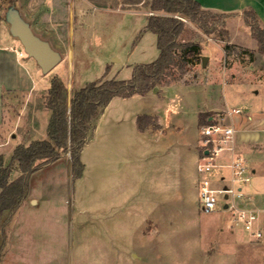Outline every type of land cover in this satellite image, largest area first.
<instances>
[{
  "label": "crops",
  "instance_id": "obj_1",
  "mask_svg": "<svg viewBox=\"0 0 264 264\" xmlns=\"http://www.w3.org/2000/svg\"><path fill=\"white\" fill-rule=\"evenodd\" d=\"M197 1L206 11L227 15L253 12L264 22V0ZM15 6L40 38L51 46H66L71 62L74 60L77 36L83 42L91 37L84 17L93 16L96 10L135 15L142 19L140 36L151 33L145 31L148 18L144 16L147 13L141 10L97 8L88 0H16ZM9 29L10 25L6 16H2L0 5V155H4L1 148L13 144V141H7L6 135L1 134L9 112L6 109L8 100L24 98L26 103L15 122L21 134L13 139L12 153L20 145L28 146L34 141L46 140L52 117L44 104L49 88L39 83L40 67L37 64L33 66L25 58L24 51L18 45H21L20 41L9 33ZM56 31L58 34L52 35L50 39L41 35ZM56 51L60 52L58 49ZM212 52L210 50L203 55L209 58L208 68ZM159 54L158 50L155 56L158 58ZM105 68L107 72L114 69L110 65ZM117 75L112 79L117 80ZM209 75L211 83L207 87L214 89L221 85L220 79L215 80L213 73L209 72ZM105 78L99 80H112ZM129 78L126 77V80ZM79 84L84 87L88 83L81 79ZM186 86L158 87L160 94L147 92L130 98H115L105 109L92 139L97 183L93 210L86 211L78 207V213L75 214L72 201L69 210V198L65 190L76 181L73 179L70 159H61L32 175L29 195L22 207L13 216L8 213L2 216L1 222L5 224L2 230L4 234L0 231V264H120L123 259L122 256L120 259V255L130 253L131 258H135V237L141 236L140 231L146 222H155L152 233L148 231L147 234L161 238L166 236L170 227L167 221L183 220L182 209L170 213L166 210L167 206L172 205L182 208L196 193L200 195L203 178L198 172L203 157L200 116L225 110L219 107V102L206 100H199L197 108L192 110L183 94L170 98L168 102L166 98L173 89ZM69 94L68 104L72 91ZM145 115L155 118L158 126L156 130L151 127L143 131L139 129L138 118ZM191 120L195 121L191 124ZM234 124L238 152L247 157L251 168L254 165L252 170L257 174V157L264 153V113L255 117L235 118ZM191 127L197 133L191 134ZM13 138H16L14 134ZM230 157V151L226 150L220 162L227 163ZM84 166L83 176L78 181L85 176ZM16 174L12 180L21 175L20 171ZM229 177L230 173H218L212 179L213 185L221 187ZM221 178H225V182ZM245 192L252 199L250 204L260 210L257 226L264 227V199L261 192ZM192 217L197 221L194 228H200L202 219L198 215L192 214ZM204 219L218 220L221 223L220 230L229 231L236 238L234 225L226 222V218ZM74 228L78 230L76 241ZM260 242H263V253L264 238Z\"/></svg>",
  "mask_w": 264,
  "mask_h": 264
},
{
  "label": "rangeland",
  "instance_id": "obj_2",
  "mask_svg": "<svg viewBox=\"0 0 264 264\" xmlns=\"http://www.w3.org/2000/svg\"><path fill=\"white\" fill-rule=\"evenodd\" d=\"M88 1L94 5L92 0ZM97 1L105 5H110L112 2L116 4L115 2L118 1L121 3L118 9L141 10L147 13L144 15L147 18L152 13L146 6L148 0H142L139 5H124L122 3L125 0ZM0 5L2 16L5 18L11 1L0 0ZM94 6L98 8V6ZM106 8L110 9L109 6ZM215 14L217 15L214 18L209 19L207 28L202 26V22H194L190 18L176 16L185 24L182 35L179 37L180 44L194 43L199 45L202 56L208 54L210 50L214 52H212L209 68L208 65L203 68L202 60H196L188 66L186 75L182 79L172 80L168 77V79H163L158 87L166 89L171 85H188L180 89H173L171 95L166 98L168 102L170 98L179 94L186 96L192 110L197 108L199 100L219 102V107L225 110L210 113L212 120L236 126L234 124L235 118L255 117L256 115L260 116L262 112L264 113V45L258 43L252 30V27H259L264 30V22L260 21L253 12H244L242 15ZM84 19L88 26L87 32L91 37L83 42L77 36L72 62L66 46L52 45L60 51L62 62L49 74H44L40 69L39 83L42 87L50 88L52 79L59 77L66 82L69 94L72 90L82 88L79 84L81 79L91 83L100 81L99 79L103 77L112 79L116 74H118L117 80H126V77L131 79L134 67L137 64H149L157 58L155 56L158 52L156 36L152 33L144 36L141 34L140 36L141 18L132 14L99 9L95 11L93 16L88 15ZM33 31L37 35V31ZM9 33L7 34L8 37H10ZM57 34L56 31L53 33L45 32L41 35L46 39H50L52 35ZM59 34L61 36V32ZM251 42H256V44ZM18 45L24 51L23 47L20 44ZM25 58L33 66H37L34 59L26 54ZM106 65L113 66L117 70L113 69V71L107 72ZM172 72L177 77L181 75V70L177 68H174ZM209 72L215 75V80L220 79L221 85L214 89L207 87L211 83ZM168 82L169 84H167ZM151 92L153 91H149V93ZM159 92L160 90L157 93L160 94ZM25 104L24 98H13L6 102V109L9 112L6 115L4 131L1 134L6 135L7 141H13V144L15 141L13 139H17V136L21 134V129L15 127V122ZM160 108L164 109L163 106H160ZM236 109L241 110V113L232 115L228 113H232ZM194 121L191 120V124ZM150 122L152 124L149 127L156 130L158 126H156L157 121L155 118L152 117ZM202 126H199L201 141ZM190 133L195 134L197 132L191 127ZM13 134L16 138H13ZM13 144L1 148L4 155H0V162L5 163L6 166L11 163ZM85 149L82 158L86 165L85 176L81 181L76 180L73 185H69L70 187L65 190V195H68L69 198L67 202L69 210L72 201L75 214L78 213V207L86 211L93 210L95 207L97 183L95 179L93 141ZM202 150L201 152H203ZM68 156L66 159L69 160ZM257 161V174L253 175L251 183L248 188L245 187V190L253 194L259 191L264 199V153L257 157ZM252 168H254V165H252ZM18 172L19 170L16 169L13 175L16 176ZM223 172L228 173V175L230 173L227 169H215L208 175H200L213 181L212 179L216 174ZM223 202L221 197V205L213 214H204L201 211L200 195H197V193L196 196H192L188 204H183L182 208L178 205L167 206L166 211L168 213L179 212L182 209L181 211L184 213L183 220L178 222L167 221L170 227L166 236L161 238L150 236V233L147 234L148 231L152 233L155 222H146L140 231L141 236L135 237V258H131L130 253L124 254V256L120 255V259L121 256L123 257L120 264H264V252L262 253L261 249L263 242L257 241L242 223L237 222L238 220L235 219L232 212L223 211ZM192 214L194 216L198 215V218L202 219L199 222L200 228H194L197 221L192 217ZM213 217L226 218V222L232 223L236 231V238L231 236V232L220 230L221 223L218 220L205 221L204 219ZM77 231V228H74L75 241ZM234 240L242 245L239 246ZM158 244L161 245L160 248Z\"/></svg>",
  "mask_w": 264,
  "mask_h": 264
},
{
  "label": "trees",
  "instance_id": "obj_3",
  "mask_svg": "<svg viewBox=\"0 0 264 264\" xmlns=\"http://www.w3.org/2000/svg\"><path fill=\"white\" fill-rule=\"evenodd\" d=\"M10 1V7L14 6L16 0ZM92 2L100 8L109 6L116 9L121 5L118 1L116 4L111 1L110 5L98 3L97 0ZM140 3L142 0H125L122 4ZM146 6L151 12L156 13L148 17L145 26V31L157 37L160 54L155 61L137 64L129 80H100L72 90L70 113L66 82L59 77L52 79L44 99L45 107L52 113L48 138L34 141L28 146H18L8 166L0 162V231L5 224L1 222L2 216L5 213L13 216L28 198L30 178L36 172L70 154L74 180L82 178L85 169L81 160L82 152L92 141L97 123L113 99L130 98L153 91L168 77L172 80L182 79L189 65L196 60H202L199 45L179 43L185 24L176 16L202 22V26L207 28L209 19L217 14L204 10L197 0H148ZM252 30L258 43L263 46L264 30L259 27H252ZM174 68L181 70L180 76L177 77L172 72ZM210 117H212L210 114H202L200 125L210 124ZM151 120L150 116H140L139 129L143 131L151 126ZM16 169L21 175L18 179L12 180Z\"/></svg>",
  "mask_w": 264,
  "mask_h": 264
},
{
  "label": "built area",
  "instance_id": "obj_4",
  "mask_svg": "<svg viewBox=\"0 0 264 264\" xmlns=\"http://www.w3.org/2000/svg\"><path fill=\"white\" fill-rule=\"evenodd\" d=\"M155 15V13H151ZM232 114H240L234 110ZM236 128L231 124L211 120L210 124L201 127L203 157L198 165L201 175H208L215 169H227L230 177L221 187H215L208 178H203L200 185V209L204 214L215 213L223 199V211L232 212L235 219L242 222L246 230L257 240L264 238V227L257 226L260 210L250 204L251 197L245 192V187L253 179V170L244 154L238 152ZM230 151L231 157L227 163H221L223 152ZM225 182V178H221Z\"/></svg>",
  "mask_w": 264,
  "mask_h": 264
},
{
  "label": "water",
  "instance_id": "obj_5",
  "mask_svg": "<svg viewBox=\"0 0 264 264\" xmlns=\"http://www.w3.org/2000/svg\"><path fill=\"white\" fill-rule=\"evenodd\" d=\"M6 21L10 25V33L17 38L26 55L34 59L44 74L52 72L61 62L62 55L51 44L36 35L31 25L23 19L16 6H11L6 13ZM209 63L207 56L202 57V66L206 68ZM158 87L153 92H158ZM71 102L69 103V113ZM69 159H71L69 154ZM72 165V164H71Z\"/></svg>",
  "mask_w": 264,
  "mask_h": 264
}]
</instances>
